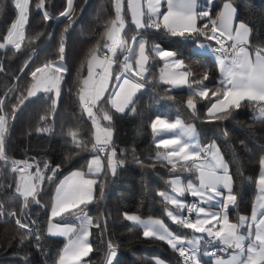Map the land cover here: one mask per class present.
Listing matches in <instances>:
<instances>
[{
  "label": "trees",
  "instance_id": "1",
  "mask_svg": "<svg viewBox=\"0 0 264 264\" xmlns=\"http://www.w3.org/2000/svg\"><path fill=\"white\" fill-rule=\"evenodd\" d=\"M204 1L197 0L200 8ZM226 2H231L236 8V24L244 22L252 30L249 49L252 51L256 46H264V0H215L211 7L206 5L211 19L219 15ZM35 3L36 0H33V5ZM65 7L66 0H46V10L50 16L58 17ZM73 8L75 14L66 33L64 63L67 72L63 76L59 103L54 112L50 105L53 94L42 92L16 111L14 119L11 118L12 105L17 104L18 99L22 98L21 94L32 83L31 72L47 61L56 62L61 33L69 22L65 18L45 21L42 11L32 7L21 49L0 50V66L3 68L0 71V98L4 100L3 114L9 117L5 141L7 156L14 160L40 162L42 169L44 162L50 167L60 166L50 182L47 179L50 172H45V181L38 196L40 203L30 200L28 207L22 209L21 201L14 194L18 174L0 162V204L3 205V214L0 215V264H56L66 240L48 234L55 190L71 171L85 170L88 157L96 154L91 150L92 122L81 108L77 93L80 79L87 75V53L97 42L104 43L101 38L115 19V11L112 0H74ZM123 14L126 21L123 36L129 39L133 30L129 17H126V7ZM15 18L13 0H4L3 10H0V41ZM208 21L200 20V26ZM210 28L209 23L203 31L208 32ZM140 34L146 38L149 49L153 45H160L165 50L175 51L177 58L184 60L186 68L183 70L190 72V83L200 81L207 74L208 79L203 81V85L213 90L219 87L222 74L218 62L211 53L195 50L199 42H210L214 50V40H208L204 35H194L189 39L171 37L163 29L142 30ZM37 35L38 39H31ZM120 57L122 59V55ZM82 63L85 65L83 68ZM163 65L164 61L150 52L148 71L141 81L145 87L134 98V113H118L109 104L103 105L104 110L112 116V121L101 120V123L112 128V146L117 153L115 159L123 160V165L117 168L115 176L105 169L97 177L93 202L60 218V221L68 222L75 214L85 211L93 217L94 222H100V228L91 227L93 251L88 258L89 264H103L109 241L116 245L117 256L113 264H156V257L169 264H183L179 253L165 241L144 237L143 229L123 215L127 212L144 218L163 219L180 236H192L194 233L166 216L165 208L171 205L158 195L161 191L171 192L169 182L173 177L198 179V172L194 168L187 170L177 164L176 169L172 170V165L156 159V154L162 149L157 147L150 123L158 115L195 124L202 145L213 141L218 143L229 165L233 192L237 196L236 204L228 210L230 218L237 220L241 215L249 216L252 212L258 189L255 180L260 171L259 159L264 155V119L257 118L259 106L244 101L239 109H232L226 119L211 117L207 111L217 98L211 97V93L209 99L193 96V89L198 87L195 83L191 88L186 86L182 89H173L171 85L163 83L160 80ZM190 97L196 100L195 117L186 107ZM42 116L46 118L41 120ZM44 127L49 130L37 131ZM69 128L78 132L77 138L81 141L79 148L66 134ZM101 185L104 191L102 199L99 197ZM183 197L187 203L192 199L189 195ZM12 211L17 212L21 221L30 224L33 229V233L23 242L21 239L27 230L20 229L14 219L6 216ZM36 234L40 236L39 241L35 238ZM206 246V243L202 244V248Z\"/></svg>",
  "mask_w": 264,
  "mask_h": 264
},
{
  "label": "snow or ice",
  "instance_id": "2",
  "mask_svg": "<svg viewBox=\"0 0 264 264\" xmlns=\"http://www.w3.org/2000/svg\"><path fill=\"white\" fill-rule=\"evenodd\" d=\"M207 2L211 4V0ZM112 3L115 19L111 21L110 27L106 28L101 38L104 43L97 42L89 49L86 56L87 75L80 79L77 93L81 108L86 112L93 126L91 150L94 153L110 154L107 160V171L111 176L116 175L117 168L123 165V160L115 159L117 153L112 146V128L101 123V120L112 121V116L104 110L103 105L110 104L118 113H125L126 110L135 112L133 97L145 87L141 81L145 79L148 71L149 51L155 57L165 61V69L186 68L184 60L177 58L175 51L164 50L159 45L147 48L146 38L140 34L142 30L163 29L171 37L189 39L194 35H204L208 40H214L219 46L215 51L221 54L218 60L222 74L219 87L213 90L204 86L203 81L208 79L207 74H204L200 81H192L198 85L193 89L192 95L209 99V93H211V97H216V101L208 109V115L216 119H226L231 114V110L239 109L244 101L258 105L257 118L264 119V46H256L252 51L249 50V37L252 30L244 22H239L235 28L233 27L236 9L230 2L224 3L223 10L217 19H211L207 9L197 11V0H163L166 11H161L162 0H127V8L136 29V34L130 38L131 42L121 36L126 27L123 15L124 0H112ZM73 4L74 0H66L64 10L58 14V17H53L46 10V0H36L34 5L33 0H13L16 18L0 41V50L11 48L19 51L21 49L26 38L25 29L32 7L42 11L45 21L65 18L69 23L61 33L56 62L47 61L31 72L32 83L26 92L21 94L22 98L18 99L17 104L11 107L12 119L15 118V113L24 100L40 92L53 94L50 105L51 110L55 111L61 92L62 74L67 72L64 65L66 33L71 27L72 16L75 14ZM3 7L4 0H0V10H3ZM205 17L209 18L208 23L198 27V19ZM209 23L211 24L209 31H203L208 28ZM38 38L39 35L31 39ZM225 41L232 43L226 47ZM196 47L206 46L197 44ZM118 51L122 54V59L118 56ZM84 66L82 63L81 68ZM114 66L118 67L116 75H113ZM2 70L0 66V71ZM189 75L190 72L187 70L165 72L162 69L160 80L172 87L187 85L191 88ZM111 84L115 85V90L110 92ZM106 93L109 94L107 97ZM3 107L4 100L0 98V162L10 166V171L18 174L14 194L15 198L21 201L22 209H26L30 200L40 203L38 196L45 181V172H50L47 177L50 182L56 176L60 166L50 167L47 162H44L42 169L40 162L14 160L7 156L5 141L9 131V117L3 114ZM186 107L195 117L197 105L193 98L187 99ZM45 118L42 116L41 120ZM150 127L154 136L159 137L157 147L165 149L156 154V159L172 165V170L176 169L177 164H181L187 170L194 168L198 172V184L188 182L185 185L179 177H176L169 182L171 193L175 195L164 191L158 193L166 204L175 208V211L165 208V214L173 223L203 235L191 238L178 236L171 232L160 219L144 220L139 215L127 212L123 214L124 218L135 225L142 226L144 237L165 241L183 258V264H200L201 242L205 240V235L211 238L205 243L218 241L223 245L222 251L233 250L229 253L227 260L217 258L215 264H264V156L259 159L260 171L255 180L260 193L257 201L261 210L259 216L254 210L250 218L241 216L239 221L234 223L230 221L227 210L236 204L237 196L233 192V178L229 165L219 147L215 143L202 145L195 125L185 124L180 118L170 121L158 115L151 120ZM48 130L47 127L37 129L38 132ZM66 134L77 148L81 146L77 131L69 128ZM33 167H35L34 172L31 171ZM104 167V162L97 154L88 164L87 172L99 174ZM97 183L96 179L86 178V173L80 170L66 176L56 188L50 209V221L51 218L62 217L65 213H71L81 205L90 203L95 198L94 190ZM185 192H190L193 197H199L201 204L218 207L220 211H210L203 206H198L197 203L186 204L178 198ZM103 195V185H101L99 197L102 199ZM185 209L188 210L189 216L193 212L196 214L194 220L180 214ZM2 214L3 205L0 204V215ZM9 215L15 218V223L20 229L27 230L21 239L23 242V239L33 233L31 225L17 218L15 211L10 212ZM75 219L78 223L61 225L49 222V234L69 237L56 264H80L81 260L93 251L89 241L90 228L92 226L100 228V222H94L92 217L87 215L76 216ZM245 226L247 233L243 234L241 229ZM73 234L74 238H72ZM35 238L39 241V234H36ZM204 254L215 256V252L206 251ZM116 256V245L109 241L103 264H113ZM156 264H164V261L156 259Z\"/></svg>",
  "mask_w": 264,
  "mask_h": 264
},
{
  "label": "rangeland",
  "instance_id": "3",
  "mask_svg": "<svg viewBox=\"0 0 264 264\" xmlns=\"http://www.w3.org/2000/svg\"><path fill=\"white\" fill-rule=\"evenodd\" d=\"M214 2H215V0H211V4L209 5L208 4V2H207V0H205L204 2H203V6H202V8H200L201 7V4H199V3H197L198 4V8H197V11H200V10H204V9H206L207 8V6L206 5H209L210 7L214 4ZM231 3V2H230ZM232 4V3H231ZM233 5V4H232ZM126 7V17H129V22H130V24H132V20H131V14L129 13V11H128V8H127V0H124V8ZM233 7L235 8V6L233 5ZM236 9V8H235ZM208 10V9H207ZM223 10V7H222V9H221V11ZM161 11H166V5L163 3V0H162V7H161ZM209 11V10H208ZM124 15V14H123ZM218 17V16H217ZM217 17L216 18H214V19H217ZM236 17H237V11L235 12V20H236ZM203 19H209L208 17H205V18H203ZM200 20H202V19H198V21H197V26L198 27H200V23H199V21ZM126 22V21H125ZM217 26L219 27V22H218V24H217ZM233 27H235V22H234V25H233ZM125 29H126V27H125ZM125 29H124V31H125ZM132 30H133V32H132V34H131V36L133 35V34H136V29H135V27H134V25L132 24ZM124 33V32H123ZM123 33H121V36L122 37H124L123 36ZM131 36H130V38H131ZM130 38L128 39L129 40V42H131L130 41ZM250 38V37H249ZM197 44H202V45H205L206 47H204V48H197L196 46H195V50H197V51H201V52H206V53H211L212 54V56H213V58L218 62V60H219V57H220V54H217V53H215L214 52V50H213V47H212V45L210 44V42H199V43H197ZM196 44V45H197ZM160 46V45H159ZM161 47V46H160ZM162 48V47H161ZM164 49V48H163ZM165 50V49H164ZM118 56H120V52L118 51ZM64 65H65V63H64ZM218 65H219V63H218ZM66 67V66H65ZM117 66H114V68H113V75H115V72L116 71H118L117 70ZM219 68H220V66H219ZM165 72H167V71H176V72H180V71H184L183 70V68L182 69H165V61H164V65H163V68H162ZM221 72V71H220ZM63 76H64V74H62ZM138 79V78H137ZM187 85H184V86H180V87H172L173 89H182V88H185ZM109 89H110V92L111 91H114L115 90V85L114 84H111L110 86H109ZM142 90V89H141ZM141 90H139V91H141ZM138 91V92H139ZM138 92L136 93V95L138 94ZM40 93H42V92H40ZM39 94V93H38ZM50 94V93H49ZM109 94L108 93H106V97L108 96ZM136 95L133 97V101H134V98L136 97ZM194 100H195V98H193ZM195 102H196V100H195ZM109 106H110V108H112L111 107V105L109 104ZM113 109V108H112ZM115 110V109H114ZM127 111V110H126ZM125 111V112H126ZM207 114H208V111H207ZM161 117H163V116H161ZM167 119V118H166ZM185 123V122H184ZM185 124H193V123H185ZM193 125H195V124H193ZM196 128V127H195ZM113 138V137H112ZM158 140H159V137H156V142H158ZM212 143H215L218 147H219V145H218V143L216 142V141H213ZM161 151L160 152H163V151H165V149H163V147H161ZM220 149V148H219ZM220 152H221V150H220ZM222 153V152H221ZM94 155H96V154H93V155H91V156H89L88 157V159H87V167H88V164L90 163V161L92 160V158H93V156ZM110 154L108 153V156H109ZM108 156H107V158H105V157H103V156H101L100 155V158H101V160L104 162V170L103 171H101L99 174H88V172H87V167H86V169L85 170H80V171H84L85 173H86V178H91V179H96L97 180V182H98V179H97V177L98 176H100L101 174H103V172L105 171V169H107V160H108ZM225 159V158H224ZM41 167V166H40ZM33 168H35V167H33ZM74 171H77V170H74ZM71 172H73V171H71ZM71 172L69 173V174H67V175H70L71 174ZM198 174V173H197ZM66 175V176H67ZM66 176H64V177H66ZM63 177V178H64ZM184 181H185V185L188 183V182H191V183H193V184H198V179H197V181H195V180H185L184 179ZM96 188V187H95ZM221 191H226V190H224V189H221ZM165 192H168V191H165ZM170 194H173V195H175L174 193H171V192H169ZM188 194H190V192H188ZM96 196V189L94 190V197ZM190 196H192L191 194H190ZM193 197V196H192ZM259 197H260V193H259V190H258V194H257V197H256V200H255V203H254V208H253V211L254 210H256L257 211V208H256V205L258 204L257 203V201H258V199H259ZM179 199H181L182 201H184L186 204H187V200L185 199V197H183V196H180V197H178ZM195 198H197L198 199V201H199V206H203V207H205L206 209H208V210H210V211H214V212H218V211H220V209L218 208V207H211L210 205H205V204H201L200 203V198L199 197H195ZM95 199V198H94ZM93 199V200H94ZM93 200L91 201V202H93ZM90 202V203H91ZM87 204H89V203H87ZM81 206H83V205H81ZM80 206V207H81ZM231 207V206H230ZM229 207V208H230ZM229 208H228V210H229ZM168 209H171V210H173V211H175V208H174V206H170ZM75 210V209H74ZM228 210H227V214H228V216H229V219H230V221L231 222H234V223H236V222H238L239 221V218L237 219V220H232L231 218H230V215H229V212H228ZM252 211V212H253ZM9 213L10 212H8V214L6 215L8 218H10V219H14L15 220V218H13V217H11L10 215H9ZM17 213V212H16ZM77 213V212H76ZM67 213H65L64 215H66ZM181 215H183L184 216V211L183 212H181L180 213ZM84 215H87V216H90L87 212H80V213H77V214H75L68 222H63V221H60V218H62V217H64V216H62V217H56V218H51V221H49V222H51L52 224H61V225H63V224H66V223H78L77 221H76V216H84ZM135 215H137V214H135ZM251 215H252V213H251ZM251 215L250 216H248V215H241V216H245V217H251ZM20 216H22V214L20 215ZM240 216V217H241ZM259 216V215H258ZM90 217H92V216H90ZM141 217V216H140ZM17 218H20L19 217V214L17 213ZM142 219H144V220H148V219H159V218H144V217H141ZM92 219H93V217H92ZM160 220H163V219H160ZM93 221H94V219H93ZM164 221V220H163ZM131 223H133V222H131ZM134 224V223H133ZM164 224L167 226V228L171 231V232H173V230L169 227V225L164 221ZM49 225V224H48ZM141 228H142V226H140ZM143 229V228H142ZM77 231H79V229H77ZM90 232H91V228H90ZM241 232L243 233V234H246L247 233V227L245 226L244 228H242L241 229ZM174 233V232H173ZM48 234H49V232H48ZM174 234H176V233H174ZM49 235H51V236H56V237H60V238H64L65 240H66V243H67V240L69 239V237H64V236H58V235H52V234H49ZM177 235V234H176ZM200 235H203V234H199V233H193V235L192 236H187L188 238H191V237H193V236H200ZM178 236H180V235H178ZM182 237H184V236H182ZM205 237H206V235H205ZM72 238H74V234H73V236H72ZM209 238V237H208ZM89 241H90V243H91V240H90V236H89ZM206 241V238H205V240L203 241V243ZM202 244V243H201ZM247 244V243H246ZM208 250H209V247L208 246H206V247H204V248H202V246H201V254H200V264H215V261H216V259L217 258H223V259H225V260H227L228 258H229V255L228 256H223V255H220V256H216L215 258H213V259H209L208 257H207V255H205L204 253L207 251L208 252ZM90 255H91V253L88 255V256H86V257H84L82 260H81V262H80V264H89V262H88V258L90 257ZM156 259H160V260H162V261H164V264H169L167 261H165V260H163L162 258H159V257H156Z\"/></svg>",
  "mask_w": 264,
  "mask_h": 264
},
{
  "label": "built area",
  "instance_id": "4",
  "mask_svg": "<svg viewBox=\"0 0 264 264\" xmlns=\"http://www.w3.org/2000/svg\"><path fill=\"white\" fill-rule=\"evenodd\" d=\"M228 44H230V42L229 41H225V46L226 47H227ZM218 47L219 46L216 44L215 47H214V51ZM96 154H99V155H101L103 157H105V156L108 155V153H96ZM31 162H33V161H31ZM31 171L34 172L35 171V168H32ZM193 203H197L198 206H199V202L197 200H195V199H189V201H188L187 204L188 205H191ZM184 216H189V213H188V210L187 209L185 210ZM195 216H196V214L193 212V213H191V215L189 216V218L190 219H193ZM210 239L211 238H208L207 241H209ZM206 244L209 247L208 252H215V256H213V255H207L208 258H214V257L219 256V255H227V254L231 253V251H232V249H229L227 252L222 251L221 249L223 248V245H221L218 241H213L211 243H206ZM182 260H183V258H182Z\"/></svg>",
  "mask_w": 264,
  "mask_h": 264
},
{
  "label": "crops",
  "instance_id": "5",
  "mask_svg": "<svg viewBox=\"0 0 264 264\" xmlns=\"http://www.w3.org/2000/svg\"><path fill=\"white\" fill-rule=\"evenodd\" d=\"M237 24H238V23H237ZM237 24H236V20H235V27H236ZM235 27H234V28H235ZM230 42H231V41H230ZM231 43H232V42H231ZM147 48H149V47H148V44H147ZM249 50H250V49H249ZM250 51H251V50H250ZM120 55H122V54L120 53ZM148 55H149V61H148V64H149V62H150V51L148 52ZM148 64H147V69H148ZM97 71H99V70H97ZM146 73H147V72H146ZM145 75H146V74H145ZM162 118H166V117H162ZM167 119L170 120V121H174V119H169V118H167ZM195 127H196V126H195ZM196 132H197V136H198V138H199V133H198L197 128H196ZM199 142L201 143L200 139H199ZM222 155H223V154H222ZM263 156H264V155H263ZM225 160H226V159H225ZM67 176H69V175H67ZM64 178H65V177H64ZM64 178H63L61 181H63ZM174 178H176V177H173L172 179H174ZM179 179L181 180V182H182L183 184H185V181H184V178H183V177H179ZM61 181H60V182H61ZM60 182H59V183H60ZM58 186H59V184H58ZM58 186H57V187H58ZM55 192H56V190H55ZM257 194H258V189H257ZM257 194H256V196H255L254 203H255V200H256ZM184 195H186V196L189 195V196H190V194H188V192H185ZM54 197H55V194H54ZM190 197H192V196H190ZM192 199H195V200L198 201V199L195 198V197H192ZM53 201H54V200H53ZM198 202H199V201H198ZM231 207H233V206H231ZM231 207H230V208H231ZM230 208H229V209H230ZM253 208H254V204H253ZM256 208H257V214L259 215V213H260L261 210L259 209L258 204L256 205ZM252 211H253V209H252ZM251 213H252V212H251ZM250 215H251V214H250ZM250 215H249V216H250ZM205 238H206V241H207V240H208V237L206 236ZM206 241H205V242H206ZM205 242H204V243H205ZM201 243L203 244V241H202ZM246 243H247V241H245V246H247ZM232 251H233V250H232ZM228 255H229V254H227V255H223V256H228ZM219 256H220V255H219Z\"/></svg>",
  "mask_w": 264,
  "mask_h": 264
},
{
  "label": "water",
  "instance_id": "6",
  "mask_svg": "<svg viewBox=\"0 0 264 264\" xmlns=\"http://www.w3.org/2000/svg\"><path fill=\"white\" fill-rule=\"evenodd\" d=\"M35 97V96H34ZM34 97H30V98H28V99H26V100H24V103L22 104V105H20L19 107H18V110L17 111H20L32 98H34ZM58 103H59V99H58V101H57V105H56V107H58Z\"/></svg>",
  "mask_w": 264,
  "mask_h": 264
}]
</instances>
